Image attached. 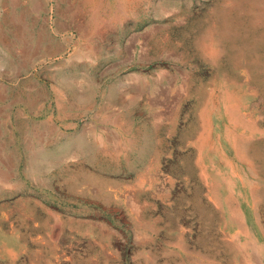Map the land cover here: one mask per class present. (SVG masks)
Masks as SVG:
<instances>
[{"label": "rangeland", "instance_id": "1", "mask_svg": "<svg viewBox=\"0 0 264 264\" xmlns=\"http://www.w3.org/2000/svg\"><path fill=\"white\" fill-rule=\"evenodd\" d=\"M0 264H264V0H0Z\"/></svg>", "mask_w": 264, "mask_h": 264}, {"label": "clouds", "instance_id": "2", "mask_svg": "<svg viewBox=\"0 0 264 264\" xmlns=\"http://www.w3.org/2000/svg\"><path fill=\"white\" fill-rule=\"evenodd\" d=\"M201 58L210 65L215 64L219 59L220 53L210 43L198 45Z\"/></svg>", "mask_w": 264, "mask_h": 264}, {"label": "bare ground", "instance_id": "3", "mask_svg": "<svg viewBox=\"0 0 264 264\" xmlns=\"http://www.w3.org/2000/svg\"><path fill=\"white\" fill-rule=\"evenodd\" d=\"M37 2H38V1H37ZM35 6H36V7H35ZM37 7H38V5H36V3H35V5H34V9H37ZM32 8H33V6H32ZM10 20H11V19H9V21H10ZM14 21H15V23L20 24L22 28H25L24 25H23V24H24V23H23L24 21L21 22L22 20H19V19H18V20L15 19ZM35 50H36V49H35ZM177 92H178V91H177Z\"/></svg>", "mask_w": 264, "mask_h": 264}]
</instances>
